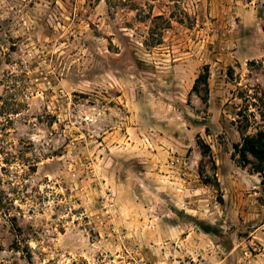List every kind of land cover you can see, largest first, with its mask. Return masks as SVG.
Listing matches in <instances>:
<instances>
[{"label": "rangeland", "instance_id": "rangeland-1", "mask_svg": "<svg viewBox=\"0 0 264 264\" xmlns=\"http://www.w3.org/2000/svg\"><path fill=\"white\" fill-rule=\"evenodd\" d=\"M262 115L264 0H0V264H264Z\"/></svg>", "mask_w": 264, "mask_h": 264}, {"label": "trees", "instance_id": "trees-1", "mask_svg": "<svg viewBox=\"0 0 264 264\" xmlns=\"http://www.w3.org/2000/svg\"><path fill=\"white\" fill-rule=\"evenodd\" d=\"M198 84H201L204 88V95L207 96L208 94V70L205 66L203 68V73H201L197 79L195 80V83L193 85V90L197 92V86ZM202 102L206 104V98H201ZM243 121L247 122V115H241ZM261 118H264V115H262ZM239 130L243 128V126H239ZM204 150L202 151V154H208L209 149L205 145H203ZM235 151L238 154L239 161L243 166L250 165V168L253 172L260 174L264 178V133L261 131H258L255 135H245L242 138L241 144L237 145L235 147ZM251 157L254 159L255 163H250L249 158ZM262 184H264V180H262ZM13 222H15V218L11 219ZM16 225L12 223L13 231H18L15 228Z\"/></svg>", "mask_w": 264, "mask_h": 264}]
</instances>
